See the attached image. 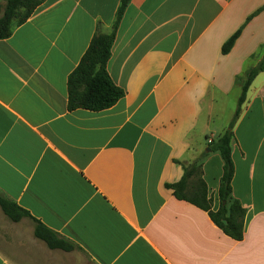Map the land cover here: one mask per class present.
<instances>
[{"label":"crops","instance_id":"1","mask_svg":"<svg viewBox=\"0 0 264 264\" xmlns=\"http://www.w3.org/2000/svg\"><path fill=\"white\" fill-rule=\"evenodd\" d=\"M121 3L46 0L0 40V193L95 264H264V71L232 143L244 239L166 188L181 164L201 160L218 210L223 160L209 141L229 128L242 81L264 59V0H131L107 65L124 98L69 111L68 77ZM2 219L0 264H75Z\"/></svg>","mask_w":264,"mask_h":264},{"label":"trees","instance_id":"2","mask_svg":"<svg viewBox=\"0 0 264 264\" xmlns=\"http://www.w3.org/2000/svg\"><path fill=\"white\" fill-rule=\"evenodd\" d=\"M46 0H0V40L9 39L16 27L25 24L34 12ZM131 0H122L117 20L110 33L101 31L98 23L96 32L77 68L68 77V110L78 109L100 112L113 107L125 96V90L118 87L111 79L107 65L111 58L112 47L116 33L125 9ZM242 30L237 31L223 45V54H228L239 39ZM264 71V59L251 69L246 79L242 81V95L234 120L226 132L209 147L218 152L223 160V174L218 190L219 208L213 210V198L208 196V186L203 179V162L197 160L192 164H181L184 169L182 179L176 183L166 184L176 199L186 201L206 212L212 221L234 241L244 239L246 209L233 195L232 181L234 178V163L232 160V143L234 127L240 115L241 106L246 99V93L254 78ZM180 163V162H177ZM0 206L13 221L21 217H31L30 214L13 201L0 196ZM35 236L44 240L51 248L65 249V241L40 222L35 228Z\"/></svg>","mask_w":264,"mask_h":264},{"label":"rangeland","instance_id":"3","mask_svg":"<svg viewBox=\"0 0 264 264\" xmlns=\"http://www.w3.org/2000/svg\"><path fill=\"white\" fill-rule=\"evenodd\" d=\"M0 196H3L5 198H7L6 196H4L3 194L0 193ZM8 199V198H7ZM10 200V199H9ZM11 201V200H10ZM0 216L3 218L2 220L6 223H9V224H21V225H24V226H29V228L31 227L32 229L34 228V230L32 231L33 232V236L35 238H37L35 236V228L37 226V224L39 222H36V220H32L30 217L28 216H25V217H21L18 221H13L12 219H10V217H8L5 212L3 211L2 207L0 206ZM30 228V229H31ZM57 235V234H56ZM58 237V235H57ZM59 238V237H58ZM38 240H40L41 242L44 243V245H46L47 249L48 250H51L53 252L55 251H62L64 253H70V254H74L75 255V264H95L93 263L82 251L79 250V248L71 243V242H68V241H65V244L67 245L68 249L65 250V249H58V248H51L50 246H48V244L44 241V240H41L39 238H37ZM60 239V238H59ZM62 240V239H60ZM64 241V240H63Z\"/></svg>","mask_w":264,"mask_h":264},{"label":"built area","instance_id":"4","mask_svg":"<svg viewBox=\"0 0 264 264\" xmlns=\"http://www.w3.org/2000/svg\"><path fill=\"white\" fill-rule=\"evenodd\" d=\"M209 143L211 144V143H212V140H211V141H209Z\"/></svg>","mask_w":264,"mask_h":264},{"label":"water","instance_id":"5","mask_svg":"<svg viewBox=\"0 0 264 264\" xmlns=\"http://www.w3.org/2000/svg\"><path fill=\"white\" fill-rule=\"evenodd\" d=\"M208 151L210 152V151H211V149H208Z\"/></svg>","mask_w":264,"mask_h":264}]
</instances>
